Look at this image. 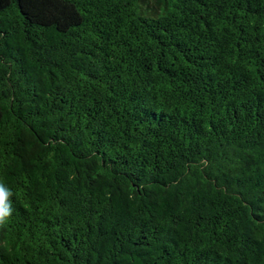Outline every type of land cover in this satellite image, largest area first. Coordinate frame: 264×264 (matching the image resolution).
Wrapping results in <instances>:
<instances>
[{
  "label": "trees",
  "instance_id": "trees-1",
  "mask_svg": "<svg viewBox=\"0 0 264 264\" xmlns=\"http://www.w3.org/2000/svg\"><path fill=\"white\" fill-rule=\"evenodd\" d=\"M0 264H264V0H0Z\"/></svg>",
  "mask_w": 264,
  "mask_h": 264
},
{
  "label": "clouds",
  "instance_id": "clouds-1",
  "mask_svg": "<svg viewBox=\"0 0 264 264\" xmlns=\"http://www.w3.org/2000/svg\"><path fill=\"white\" fill-rule=\"evenodd\" d=\"M11 195V191L0 183V223H3L11 213V205L9 202Z\"/></svg>",
  "mask_w": 264,
  "mask_h": 264
}]
</instances>
